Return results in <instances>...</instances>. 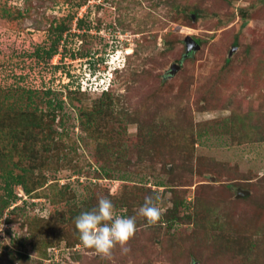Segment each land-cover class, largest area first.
<instances>
[{
  "label": "rangeland",
  "instance_id": "obj_1",
  "mask_svg": "<svg viewBox=\"0 0 264 264\" xmlns=\"http://www.w3.org/2000/svg\"><path fill=\"white\" fill-rule=\"evenodd\" d=\"M0 226V264H264V0H0Z\"/></svg>",
  "mask_w": 264,
  "mask_h": 264
},
{
  "label": "clouds",
  "instance_id": "obj_2",
  "mask_svg": "<svg viewBox=\"0 0 264 264\" xmlns=\"http://www.w3.org/2000/svg\"><path fill=\"white\" fill-rule=\"evenodd\" d=\"M160 196H145L137 215L146 219V227L156 225L162 216L159 207ZM75 228L79 233L80 243L87 249H94L101 259L112 260L113 249L120 247L122 254H127V246L137 231L136 216L123 217L114 211L113 202L100 196L98 204L90 211H83L74 218ZM3 226H0L2 231Z\"/></svg>",
  "mask_w": 264,
  "mask_h": 264
},
{
  "label": "water",
  "instance_id": "obj_3",
  "mask_svg": "<svg viewBox=\"0 0 264 264\" xmlns=\"http://www.w3.org/2000/svg\"><path fill=\"white\" fill-rule=\"evenodd\" d=\"M186 44H187V46H188V50L190 51V50H198L200 47L198 46V44H197V42H195L192 38H190V37H187L186 38ZM172 73H175L176 72V70H178L179 69V66H177L176 64H174L173 66H172ZM247 194V192H243V191H240V193H239V195L240 196H245Z\"/></svg>",
  "mask_w": 264,
  "mask_h": 264
},
{
  "label": "trees",
  "instance_id": "obj_4",
  "mask_svg": "<svg viewBox=\"0 0 264 264\" xmlns=\"http://www.w3.org/2000/svg\"><path fill=\"white\" fill-rule=\"evenodd\" d=\"M49 55H52V53L49 54ZM8 175H9V177L12 178V179L15 181V183H17L18 185L25 186V182L22 180V178H15V177L12 175V173H9ZM27 192L29 193L28 190H27Z\"/></svg>",
  "mask_w": 264,
  "mask_h": 264
}]
</instances>
